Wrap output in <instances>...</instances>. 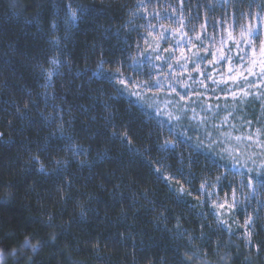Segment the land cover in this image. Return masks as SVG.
Segmentation results:
<instances>
[{
  "label": "trees",
  "instance_id": "16d2710c",
  "mask_svg": "<svg viewBox=\"0 0 264 264\" xmlns=\"http://www.w3.org/2000/svg\"><path fill=\"white\" fill-rule=\"evenodd\" d=\"M69 2L0 0V132L4 133L0 137V249L4 252L3 264H67L69 256L79 264H101V261L103 264H149V261L161 264L162 259L165 264H176L179 253L187 247L186 239L174 238L178 218L182 227L195 235H199L201 224L212 223L211 229L205 226V235L211 238L213 247L216 244L221 247L219 256L210 254L211 264H225L220 256L228 257L227 264H264V192L260 191V196L251 195L254 202L249 200L246 211L243 207L237 209L233 216L236 222L232 223L237 235L216 230L211 215L207 218L200 215L211 212L208 204L201 205L194 196L208 175L222 170L220 161L189 145L185 139L174 137L159 118L145 111L123 90L118 91L120 86L109 80L107 73L96 74L101 59L111 62L104 65L105 69H114L119 61L127 66L131 63L128 57L136 55L135 44L144 31L139 25L146 23L139 16H130L137 0H71L73 7L90 10V14L85 13L76 20L69 18L66 7ZM160 2L170 4L179 13V0ZM208 2L184 0L188 27H191V17H198L192 23L199 29L206 12L202 5ZM248 2L245 0V6ZM251 2L255 5L264 0ZM222 11L217 5L215 15L208 13L207 35H215L217 40L225 35L217 23ZM167 13L171 14V8ZM161 15H165L163 8ZM130 20L133 22L129 23ZM53 38L58 43H54ZM232 55L235 56V51ZM52 58L60 61L59 73L53 75L45 88L46 78L42 72L57 67L50 63ZM140 71L147 73L151 69L146 66ZM25 102H29L31 110L29 119L16 112L17 107L28 111L24 109ZM32 102L39 107L32 108ZM52 106H59L64 111V120L72 121L65 132H70L74 142L87 150L86 156L52 151L64 146L55 125H50L40 115L54 114ZM224 115L226 112L221 108L217 118L223 119ZM234 115L236 118L230 119V123L241 133L247 129L241 127L240 117L253 121L260 118V123L264 124L258 102L242 106ZM53 132H57V137L48 139ZM114 132L121 138L127 132L134 150L130 151L129 145L117 139ZM170 139L175 147H164L165 141ZM45 144H49L50 151L38 153ZM105 153L104 162L98 163ZM38 154L48 173L53 171L50 163L53 157L67 160L68 167L58 174L41 173L37 171L38 164L30 163L31 157ZM81 160L92 167L81 166ZM157 167L160 173L154 171ZM164 175L177 177L194 196L185 195L184 202L178 203L168 182L158 178ZM65 177L72 181L71 189ZM116 185H120L118 190ZM171 186L179 188L174 181ZM57 188H63V193L57 192ZM61 195L65 197L63 200ZM253 197H260V201L255 202ZM81 206L86 213L83 217ZM161 212L167 219L158 222ZM247 213L254 215L253 243L261 246L258 254L254 250L250 252L239 236L243 229L238 224L243 223ZM129 234L132 239L121 242V236ZM52 237L56 239L53 241ZM26 238L33 244L39 242L37 252L26 246ZM89 240H99L100 258L86 243ZM204 243L206 241H197L199 246ZM13 249L16 254H12Z\"/></svg>",
  "mask_w": 264,
  "mask_h": 264
},
{
  "label": "snow or ice",
  "instance_id": "6c2138e0",
  "mask_svg": "<svg viewBox=\"0 0 264 264\" xmlns=\"http://www.w3.org/2000/svg\"><path fill=\"white\" fill-rule=\"evenodd\" d=\"M217 5L223 10L221 19L217 23L220 24L222 33L225 34L219 40L216 39L215 35H207L208 13L215 15ZM66 7L69 18L72 20L82 17L85 13L90 14V10L83 6L73 7L71 0ZM202 7L206 8L204 22L200 23L199 29H197L192 20H196L198 17H191L189 20L191 27H188L185 23L184 0H179L178 14L176 8H172L170 4H162L160 0H137L136 9L130 13V16L133 18L139 16L146 23L139 25V28L144 31L139 35L135 44L136 55L128 57L131 63L127 66L123 61H119L114 69H105L104 65L111 62L101 59L97 65L96 74L103 76L107 73L108 79L120 86L118 91H126L130 96L136 97L137 100H143L145 90L153 93L157 99L159 94L166 93L165 108L160 109L157 107L153 111L156 115H165L169 122H179L182 116H187L191 112V116L188 117L190 120L196 121L198 125H206L208 114L217 115L221 110V101H223V109L226 115L223 116L221 123L214 125V127L219 131L225 126H229V131L221 132L222 138L218 137L216 139H213L211 133H208L206 139L208 140L209 151H213L212 146H216L220 148L221 159L227 155L233 160L234 166L239 165L240 168H245L246 173H239L243 176L239 190L249 189V195H255L257 188L264 192V124L260 123V118L253 121L252 119L240 117L241 127L247 129V131L242 135H233L236 125H229V121L236 118L234 114L242 110V106L253 102L259 103L261 114L264 116V3L254 5L249 0L245 6V0H216V3L209 0ZM162 8L165 11L163 16L161 15ZM169 8H171V14L167 13ZM238 9L239 11H237ZM153 20L156 23H153ZM132 22V20L129 21V23ZM52 27L55 28L56 25L53 23ZM53 42L58 43L55 38H53ZM233 51H235V56L232 55ZM50 63L57 67L42 72L46 78L45 88L52 81L53 75L59 73L58 65L60 61L52 58ZM190 65L191 67H189ZM146 66L151 71L142 73L140 69ZM220 68L224 70L220 71ZM141 76L145 78L141 79ZM180 89H183V91ZM174 97L178 99H174ZM212 101H215V103ZM31 106L32 108L39 107L35 102H32ZM52 107L54 114L47 116L44 113L40 114L50 125H55L59 133L58 138L64 141L62 148L52 149V151H70L74 157L86 156L87 150L82 145L74 142L73 135L70 132L67 134L65 132V127L70 128L72 121L64 120V111L59 106ZM169 107L173 108L174 111H168ZM197 107L200 108L199 113ZM24 109L28 111L25 112L17 107L16 112L22 118L29 119L31 113L29 102L24 103ZM79 110L77 109V111ZM71 111L72 109L69 107V115H71ZM176 112H179L180 115L175 114ZM255 124L260 126H254ZM57 132L51 133L48 139L51 140L57 137ZM113 135L117 139H122L123 143L128 144L130 151L134 150L132 140L127 132L123 134L122 138L115 132ZM3 136L4 133L0 132V137ZM187 138L191 139V137ZM198 141L196 147H201L204 141L199 140V138ZM233 142L236 146H232ZM169 144L173 148L175 147V143L171 140H166L164 147ZM240 145H244L246 150L241 151ZM251 149H258L259 151H248ZM37 151L41 154L48 153L50 146L45 144ZM105 156L106 153L99 158L98 163H103ZM45 158L47 159V157ZM241 158H243V163L240 162ZM30 163L38 164L37 171L44 174H58L68 167L67 160L53 157L50 160L53 171L48 173V169L39 154L33 155ZM79 164L83 166L88 162L81 160ZM249 164L252 167H248ZM88 166L91 168L92 164H88ZM154 171L160 173V168L157 167ZM158 178L168 182L170 191L176 195L178 203L184 202L185 195L194 196L193 191L186 189L177 177L164 175ZM65 180L67 187L71 189L73 187L72 181L67 177H65ZM173 181L179 185L178 189L171 186ZM223 181H227V184H222ZM190 183L189 181V185ZM119 187L120 185H116L117 190ZM224 187L231 189V195L229 196L225 192L223 198H221L219 192H223ZM63 191V188H57V192L63 193ZM237 191L238 189L232 186L231 181H228V170L225 167L224 173L216 176L214 184L210 185L207 181L202 182L194 196L201 205L207 203L211 209L210 213H201L200 215L205 218L211 215L214 218L216 230L228 231L230 235H237L228 219V217L236 214L238 206L242 203L237 198ZM145 195L147 194L145 193ZM249 195H246L245 199H249ZM202 197H206V199H202ZM64 198L61 195V199ZM81 209V216L83 217L86 213L83 206H81ZM256 211H259V209ZM166 219L167 217L161 212L158 222ZM205 226L211 229L212 223L201 224L199 235H195L184 229L180 219H177L175 225L176 236L174 238L186 239L187 247L179 253L176 264H211L210 254L220 255L219 248L221 245L212 246L211 238L205 235ZM254 226V215L247 213L243 223L238 224V227L243 229L239 236L250 252L254 250L258 254L261 246L253 243ZM52 239L54 241L56 237H52ZM127 239H132L130 234L121 236V242ZM197 241H206V243L199 246ZM86 243L100 258L99 253L102 249L99 240L95 242L89 240ZM25 244L33 252L39 250V242L33 244L26 238ZM12 254H16V249H13ZM3 255V250H0V259ZM220 259L227 264V256H220ZM67 264H79V261L73 260L69 256ZM101 264H103V261H101ZM149 264H154V262L149 261ZM161 264H165L163 259Z\"/></svg>",
  "mask_w": 264,
  "mask_h": 264
},
{
  "label": "rangeland",
  "instance_id": "374dc122",
  "mask_svg": "<svg viewBox=\"0 0 264 264\" xmlns=\"http://www.w3.org/2000/svg\"><path fill=\"white\" fill-rule=\"evenodd\" d=\"M155 23V21L153 22ZM163 46H167V45H163ZM191 67V65L189 66ZM223 68H220V71ZM194 76L196 75L195 73L193 74ZM191 83V82H189ZM166 87V86H165ZM181 91H183V89H180ZM126 94H128L126 91H124ZM219 94V93H217ZM128 97L134 99L139 106H141L145 111H147L148 113H150L151 115L156 116L157 118L160 119V122L163 125H166L168 128V131L172 133V135L174 137L179 136L182 139H185V141L188 142V144L190 145V143L192 145L195 146L196 149L211 155L209 157H213L214 159L219 160V165H221V171H219L218 173L214 174H210L208 175V179L207 182L211 185L214 184L216 182V176L218 175H222L224 173L225 167H229L227 168L228 170V181H231L232 186L237 188V198L238 200L242 201V203L238 206V209L242 207L244 209L248 208L249 206V200H252L251 195L250 194V190L249 189H244L243 191H240V184H241V180L243 179V176L241 175H235L237 173H243L246 172L247 170L245 168H240L239 165H235L233 164V160L228 157L227 155H225L223 157V159H221V151L220 148L216 147V146H212L213 147V151H209V145H208V140L206 139V136L208 133H211V136L213 139L216 138H222L221 137V132H227L229 131V126H225L224 128H222L221 130H217L216 127H214V125H219L222 121V119L217 118V115L213 116L212 114H208V118H207V123L206 125H198L196 121L190 120L188 117L191 116V112H189L187 114V116H182L181 120L179 122L176 121H171L169 122L167 117L165 115H156V113L153 111L154 108H160V109H164L165 108V104H164V100L167 99L166 93H161L159 94L158 99L156 97H154L153 93L147 92V90L144 91L143 93V100H137L136 97L130 96L128 94ZM174 99H178L175 98ZM213 103H215V101H212ZM221 104H223V101L221 102ZM152 106L151 108L149 106ZM221 108H223V105L221 106ZM168 111H174L173 108L169 107L167 109ZM224 110V109H223ZM197 112H200V108L197 107ZM175 114L180 115L179 112H176ZM232 123H230L229 121V125H231ZM243 133L240 132V130H233V135H242ZM194 135V136H193ZM187 137H191V139L189 140ZM199 140H203L204 144L201 147H196L197 143L199 142ZM171 141H173V139H170ZM174 142V141H173ZM171 145V144H169ZM232 146H236L235 142H233ZM241 151H245V146L244 145H240ZM248 151H259V150H255V149H251ZM241 163H243V158H241ZM259 163V160L257 161ZM221 163V164H220ZM248 167H252L251 164L248 165ZM227 184V181H223V183ZM249 190V193H248ZM216 191H218V189H216ZM260 189L257 188V193L255 195L260 196ZM227 192L229 194V196L231 195V189L224 187V191L223 192H219V195L221 196V198H223L224 193ZM249 195V199H245V196ZM253 195V196H255ZM206 198V197H205ZM255 199V202H259L260 201V197H253ZM253 201V200H252ZM254 202V201H253ZM246 218V216H245ZM244 218V219H245ZM229 222L232 224L233 223V216L228 217ZM1 250V249H0ZM4 253V252H3ZM4 255L2 257V259H0V264H3L4 262Z\"/></svg>",
  "mask_w": 264,
  "mask_h": 264
}]
</instances>
